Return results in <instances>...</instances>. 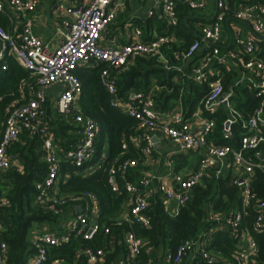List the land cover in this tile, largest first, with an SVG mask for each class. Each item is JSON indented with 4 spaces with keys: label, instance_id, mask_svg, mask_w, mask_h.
<instances>
[{
    "label": "built area",
    "instance_id": "1",
    "mask_svg": "<svg viewBox=\"0 0 264 264\" xmlns=\"http://www.w3.org/2000/svg\"><path fill=\"white\" fill-rule=\"evenodd\" d=\"M44 0H0V11L10 20V27L0 24V67L7 69L5 58L13 57L29 72L30 81L19 84V97L6 108V120L0 142L1 175L13 165L10 148L21 140L27 131L42 139L44 159L47 164L45 177L36 184L37 203L49 212L65 214L66 198L59 195V177L64 163L75 167L91 162L96 153V142L100 134V124L93 117L85 115L80 105L82 82L77 69L91 61L105 62L101 84L111 96V105L134 117L139 131L133 138L141 152L150 158L156 139L162 136L174 149L169 152L165 163L166 173L162 176L146 170L137 181L126 179V172L132 167L143 168L149 162L135 159H115L107 168L108 182L114 192L125 191L128 195L125 207L116 224H141L151 226L148 210L152 200L159 196L165 211L174 216L185 206L193 195L196 185L211 175L219 176L224 159L232 157L233 167L240 171L235 175L234 184L242 189V209L233 211L226 220L225 227L238 240L244 230L240 227L247 208L253 206L256 215L252 222L254 232L264 230V200L256 199L251 190V181L256 167L264 169V154L260 151L249 155V151L264 146V0L230 6L229 0H212L215 10L209 14V22L194 23V40L184 47L174 31L179 24V4L183 3L191 11H201L208 7L209 0H151V17L160 14L165 31L153 32L146 37L143 24H138L131 16L123 23V33L110 37V31L117 19L128 10L130 0H58L55 10L67 14L60 30L61 42L56 47L49 45L34 31L31 15ZM194 18V17H192ZM114 40L109 44V40ZM139 57L153 58L157 65L172 72L175 82L180 84V95L175 106L168 111L157 107L156 90L165 86L156 84L148 90H130L122 95L118 91V74L126 71ZM199 60L186 73L179 63ZM226 73L234 74L236 85H245L255 93L260 103L247 117L237 110L231 98L234 90L226 88ZM206 84L196 111L186 116L183 93L187 81ZM160 85V86H159ZM56 95L54 109L58 115L70 116L76 128L77 139L61 153L54 146L51 131L50 96ZM172 91V90H171ZM223 106L228 116L224 120V137L233 136V125L237 122L246 130L240 146L221 144L214 138L217 119L209 116ZM160 134V136H158ZM161 137V138H162ZM156 138V139H155ZM126 148V144H124ZM197 152L200 157L192 169L182 172L177 169L176 155ZM106 155L91 168H102ZM120 179L123 183H120ZM72 207L82 202L84 209L65 222V232L43 229L33 232L31 239L35 247L28 264H45L49 260L50 247L68 242L71 234L84 239H92L100 230V205L93 194L72 197ZM11 205L10 198L0 192V264H6L9 244L4 237L6 223L1 210ZM208 221L212 223L199 235L186 239L175 253L155 254L152 247L146 248V240L134 231L125 233L123 243L127 253L119 255L112 264H133L145 248L152 255L150 264H184L194 254L202 255L209 263L215 259L209 248L213 233L222 228L220 213L211 212ZM110 228L105 229L109 234ZM248 244H238L233 257L239 264H249L258 252V245L250 231ZM114 242V238L112 239ZM82 254L89 264H103L106 261L104 249L86 248ZM193 255V256H192ZM54 260L51 264H59Z\"/></svg>",
    "mask_w": 264,
    "mask_h": 264
},
{
    "label": "trees",
    "instance_id": "2",
    "mask_svg": "<svg viewBox=\"0 0 264 264\" xmlns=\"http://www.w3.org/2000/svg\"><path fill=\"white\" fill-rule=\"evenodd\" d=\"M249 0H229L230 6L248 2ZM180 19L177 32L184 36L185 43L182 47L189 45L195 38L192 27L188 20L191 18L189 7L185 4L179 6ZM188 19V20H186ZM0 24L10 27V20L4 12L0 11ZM7 69L0 67V142L6 120V108L19 97V84L23 80L30 81L29 72L25 70L13 57L5 58ZM108 66L105 62L93 61L89 66L77 69L76 73L82 82V93L80 104L83 112L96 119L101 127L96 142V153L89 164L95 165L106 154V160L102 168L90 174L83 175L86 166L75 167L64 163L62 180L60 181V194L68 199L65 209L72 206V197L93 194L97 197L100 205V230L90 240L71 234L68 242L50 247L49 260L45 264H51L59 260V264H89L87 256L81 252L86 248L94 250L104 249L106 261L103 264H112L115 259L127 253L123 243L127 231H134L139 237L146 240V248L152 247L154 253H175L180 244L186 239L200 234L203 230L212 226L208 221V211L214 210L227 213L241 204L239 198V187L234 184V173L232 169L223 171L219 176L206 177L204 182L193 189L192 199L180 209L179 213L172 216L165 211L164 204L156 196L148 210L151 216V226L143 227L141 224H129L124 222L117 225L116 221L127 201L128 195L125 191L114 192L108 182V166L115 160L135 159L140 150L135 146L133 137L139 135L137 120L111 105V96L101 84L102 71ZM172 74L159 67L153 58L139 57L126 71L118 74V91L125 95L130 90H146L152 86L153 81L173 86L170 94L166 93L156 97L161 107L170 109L175 105L180 93V85L171 80ZM226 88L229 84L234 90L231 101L234 107L247 117L260 103L255 93L251 92L245 85H236L234 74L226 73ZM205 85L192 84L190 96L184 99L190 105L189 111L193 112L204 94ZM190 115V114H189ZM217 119V127L214 138L221 144H230L235 148L240 146L241 138L246 130L240 122L233 125V136L224 137L223 125L228 116L226 109L221 106L215 114H209ZM58 117V116H57ZM56 119V118H55ZM264 132V125H262ZM126 144V148H124ZM65 144H63L64 146ZM10 151L13 158L23 169L19 170L17 165L1 175L0 192L7 195L11 200L9 207L1 210V216L6 223L4 237L9 244V255L6 264H28L29 258L34 254L35 247L31 241L32 230L36 225L48 223L52 229L63 233L65 227L59 224L63 213L56 214L41 207L36 197L38 194L36 184L41 181L47 173V164L43 160L42 139L38 135H32L25 131L21 140L12 144ZM264 154V146L257 150L249 151L254 157L255 152ZM255 158V157H254ZM256 161L260 159L255 158ZM67 171L70 175L64 179ZM127 180L137 181L140 177L139 167L128 169L125 174ZM120 183L123 180L120 179ZM251 190L256 194V199L264 200V169L256 167L251 181ZM242 209V206L240 207ZM247 214L242 220V229H251L252 235L258 245V252L250 260L249 264H264V230L254 232L252 222L256 212L253 206L247 208ZM109 227L111 232L105 233ZM114 238V242L112 239ZM238 248V239L234 237L230 229L224 228L213 233V239L209 248L215 255L212 263H209L202 255L196 253L189 259V264H239L233 254ZM152 255L143 249L133 264H150Z\"/></svg>",
    "mask_w": 264,
    "mask_h": 264
},
{
    "label": "crops",
    "instance_id": "3",
    "mask_svg": "<svg viewBox=\"0 0 264 264\" xmlns=\"http://www.w3.org/2000/svg\"><path fill=\"white\" fill-rule=\"evenodd\" d=\"M57 1L58 0H44L39 5L37 10L31 15L32 23L34 25V31L36 32V34L41 39L45 40L49 45L54 46V47L59 45L61 42L62 37L60 34V30L63 27V21L67 18L66 13L55 10L54 7H55V4ZM64 1H66L68 3L71 2V0H64ZM151 4H152L151 0H130L129 5H128V7H129L128 10H126V12L124 14H122L117 19V21L113 24V26L111 28L112 30L110 31V35H111L110 37L112 38L113 36H115V34H120L123 37H125V35L123 33V23L131 16V14H134L136 16L134 20L138 24H143V30H144L146 37H150V35L153 32L165 31V28H164V25L162 23L160 14L158 12H156L155 15H153L151 17L148 15V13L151 9ZM179 6H180V4H179ZM214 10H215V3L212 0H209L208 7L205 10H201V11H191L190 10L191 18H190V20H188V19H186V20H188V22L190 23L189 25L192 27V32L194 35H195L194 28H193L194 23L209 22L210 21L209 14H212L214 12ZM192 17H194V18H192ZM172 31H174L176 33L178 39L180 41H183V44H184L186 40H185L184 36H181L177 32V27L174 28ZM114 42L115 41L111 40V39L108 41L109 44H113ZM199 58L200 57H198L197 59H195V61H192V62L179 63V64L182 66L183 70L186 73L191 74L192 73V67L194 64H196V62L199 60ZM92 62L93 61H91L89 64L84 65V66H89ZM163 70H165V69H163ZM166 72L172 74L171 80L174 84H177L175 82L173 73L169 72V71H166ZM156 84H160V83H158L157 81L154 80L152 83V86L150 88H153ZM192 84H199V83L191 81V80L187 81V83L185 84L186 88H185V91H184L183 97H182L183 106H184V110H185L187 117H189L191 114H193L198 107V105H197L196 109L190 113V111H189L190 105L188 103L184 102V99H187L190 96L189 89H190ZM161 85L165 86V88L164 89L159 88L158 90H156V92H155L156 97L158 95H161V94L166 93V95H167V93L170 94L172 92L171 90H173V86H168L167 84H164V83H162ZM177 85H180V84H177ZM199 85H205L206 86V84H199ZM180 87H181V85H180ZM205 89H206V87H205ZM146 90H148V89H146ZM204 92H205V90H204ZM179 95H180V93H179ZM48 96H50V103H49L50 111H49V113H50V117H51V131L53 133L54 146L61 153L65 149H68L71 146V144L74 143L77 139L75 123H74L73 119L68 115L67 116L58 115L54 109V106H53L54 105L53 101H55L56 95H54V97H53V96H51V93L48 91ZM176 102H177V100H176ZM176 102H175V104H176ZM174 106L175 105H173V107ZM157 107L162 111H168L169 110V109L164 110L161 107V104H159V103H157ZM173 107H171V108H173ZM137 124H138V122H137ZM138 133H140V132H138ZM158 136H160V134ZM137 137H138V135L134 136L133 138L135 139ZM161 137L162 136L158 137V139L156 141L157 143L155 144V146L153 148L154 149L153 154L150 158H147L141 152L140 148L136 146L135 141H133L135 146L140 150L139 156L135 157V158H138L144 162H147V161L149 162V166L146 167L145 165H143V168H140L141 174H143V172L146 170H149V171L156 173L160 176H162L166 173L165 163H166V160L168 158L169 152L171 151V149L173 150L174 147L166 139H164L163 137L161 138ZM63 144H65V145L63 146ZM42 150H43V144H42ZM199 157H200V154L197 152H193V153H189V154L176 155L174 158H175V161L177 163V167H178L177 169L178 170L181 169L182 172H186V171L192 169L193 164L195 163V161ZM42 158L45 161L44 152H43ZM232 161H233L232 157H230V156L228 158L224 159V161L221 165L222 170L228 171L229 169H232L234 176L240 175L241 174L240 171L236 170L233 167ZM90 163L91 162H88L85 165L86 168H84V170L82 171L83 175H87V174H90L93 171H95L91 168L94 165L90 166L89 165ZM13 164L17 165L19 170L23 169L22 165L18 164V161L16 158H13ZM62 173L63 172H61L60 177H59V184H58V189H57L58 192H60L59 187H60V181L62 180V178H61ZM64 174H65V176L63 175V177L65 179L70 175V172L67 171ZM141 174H140V177H141ZM241 192H242V189L239 187V193H240L239 198L241 200V204L237 205L234 209L230 210L229 212L223 213V212L214 211L212 209L208 211V215L212 211L221 214L222 219H221V222L219 224L222 227V228H220L221 230L226 228L225 227L226 220L229 217V215L233 211L238 210L242 206ZM124 207H125V205H124ZM82 209H84L82 202H79L78 204H76L74 208H69L66 211V213L62 215L63 217L59 221L60 226L63 227L65 225L66 221L75 217V215L80 213L82 211ZM43 229L54 230V229H52V227L48 223L36 225V227L32 230L31 239L33 237V232L38 231V230H43ZM243 230H244L243 235L238 240V244H242L245 247V246H247L248 241H249L247 233H249L251 231V229H243ZM202 232H200V233H202ZM184 264H189L188 260H186Z\"/></svg>",
    "mask_w": 264,
    "mask_h": 264
},
{
    "label": "water",
    "instance_id": "4",
    "mask_svg": "<svg viewBox=\"0 0 264 264\" xmlns=\"http://www.w3.org/2000/svg\"><path fill=\"white\" fill-rule=\"evenodd\" d=\"M156 139V138H155ZM157 140V139H156Z\"/></svg>",
    "mask_w": 264,
    "mask_h": 264
}]
</instances>
